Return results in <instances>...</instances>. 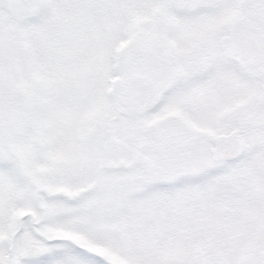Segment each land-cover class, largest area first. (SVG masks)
I'll use <instances>...</instances> for the list:
<instances>
[{"label": "snow or ice", "instance_id": "snow-or-ice-1", "mask_svg": "<svg viewBox=\"0 0 264 264\" xmlns=\"http://www.w3.org/2000/svg\"><path fill=\"white\" fill-rule=\"evenodd\" d=\"M0 264H264V0H0Z\"/></svg>", "mask_w": 264, "mask_h": 264}]
</instances>
